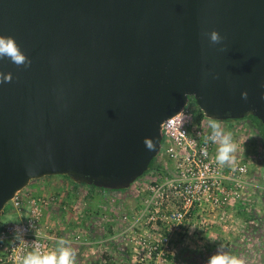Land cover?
<instances>
[{
    "label": "water",
    "instance_id": "water-1",
    "mask_svg": "<svg viewBox=\"0 0 264 264\" xmlns=\"http://www.w3.org/2000/svg\"><path fill=\"white\" fill-rule=\"evenodd\" d=\"M191 99L264 125V0H0V217L44 177L129 189Z\"/></svg>",
    "mask_w": 264,
    "mask_h": 264
},
{
    "label": "rangeland",
    "instance_id": "rangeland-1",
    "mask_svg": "<svg viewBox=\"0 0 264 264\" xmlns=\"http://www.w3.org/2000/svg\"><path fill=\"white\" fill-rule=\"evenodd\" d=\"M189 104L197 122L226 132L229 123L217 124ZM230 124L231 143L224 151L234 169L241 164L248 169V185L242 192L234 189L231 222L153 225L146 219L144 180L122 192L94 194L53 176L54 186L34 183L29 192L54 198L45 214L46 231L56 239L51 264H264V141L249 121ZM3 211L0 231L18 215L10 204Z\"/></svg>",
    "mask_w": 264,
    "mask_h": 264
},
{
    "label": "built area",
    "instance_id": "built-area-1",
    "mask_svg": "<svg viewBox=\"0 0 264 264\" xmlns=\"http://www.w3.org/2000/svg\"><path fill=\"white\" fill-rule=\"evenodd\" d=\"M189 103L180 113L161 124L162 139L156 166L166 174L171 188L178 195L174 198H160L161 204L169 205L168 210L164 211L158 205H154L158 211L152 210V197L147 196L144 201L145 212L148 214L146 219L150 217L148 223L153 225L184 224L171 222L179 218L181 207L194 205L200 197L211 207L226 205L230 202L231 194L234 201L235 187L242 192L248 185L245 179L248 174L247 165L241 164L234 169L232 156L231 161L227 160L230 152L224 151L227 149L226 142L231 143L230 123L236 121H214L217 124L229 123L223 127L226 132L222 127L214 130L204 120L197 122L198 115L192 111ZM49 178L53 176L30 183V187L28 185V188L16 193L8 202L11 210L18 215L17 221L5 224L0 231V264H25L28 261L51 264L56 259L52 250L53 240L56 239L48 235L45 222V214L54 198L29 193L36 187L34 183L42 187L44 184L54 186L56 183ZM45 180L47 181L44 182ZM65 183L71 187L74 185L68 178ZM146 190L149 191V188ZM101 191L111 193L102 189Z\"/></svg>",
    "mask_w": 264,
    "mask_h": 264
},
{
    "label": "flooded vegetation",
    "instance_id": "flooded-vegetation-1",
    "mask_svg": "<svg viewBox=\"0 0 264 264\" xmlns=\"http://www.w3.org/2000/svg\"><path fill=\"white\" fill-rule=\"evenodd\" d=\"M243 120L255 124L250 117H245ZM227 156H228L227 160L231 161V155L227 154ZM156 162L157 160L155 158L150 163L148 170L138 180H144L142 181L143 185H145L146 188L147 187L149 188V191L146 190V196L152 197L151 198L152 200L150 201V204H153L151 206V209L156 210V207L154 205H158V208L161 211H164L165 209L168 210L169 205L161 204L160 198H165V197L174 198L178 194L175 195V192L171 188L169 179H167L166 174L162 170L157 168ZM138 180H136L135 182H137ZM232 198L233 197L231 194L230 202L229 203L227 202L226 205H216L211 207L207 203L203 202V198L200 197L199 201L194 205L190 207L189 206L181 207V214L179 215V218L174 219V221L171 222L172 223L198 222V223H209V224H215L219 222H231L233 215ZM183 201L184 199H182L181 204H183ZM160 214L161 216H164L162 213Z\"/></svg>",
    "mask_w": 264,
    "mask_h": 264
},
{
    "label": "trees",
    "instance_id": "trees-1",
    "mask_svg": "<svg viewBox=\"0 0 264 264\" xmlns=\"http://www.w3.org/2000/svg\"><path fill=\"white\" fill-rule=\"evenodd\" d=\"M191 102L195 103L192 99L190 100ZM246 117H250L255 124H252L253 128L255 130H257V132L259 133V135L263 138V141H264V125L258 121L257 119L251 117V116H246ZM65 178H68L67 176H63ZM76 185V184H75ZM78 186H82V187H90L92 189H96V190H99L98 188H95L93 186H86V185H78ZM101 190V189H100ZM3 214H4V211H3Z\"/></svg>",
    "mask_w": 264,
    "mask_h": 264
},
{
    "label": "crops",
    "instance_id": "crops-1",
    "mask_svg": "<svg viewBox=\"0 0 264 264\" xmlns=\"http://www.w3.org/2000/svg\"><path fill=\"white\" fill-rule=\"evenodd\" d=\"M48 180V179H47ZM44 182H46V180L44 181ZM38 183L39 184H41L40 183V181H38ZM74 184V183H73ZM45 186L46 185H44L43 187L45 188ZM74 186H77V188H79V189H84V190H86V191H88L89 193H94V194H96V193H101V190L99 189V190H96V189H92V188H90V187H82V186H78V185H74ZM42 187V189H44ZM233 211V210H232ZM25 264H28V263H25Z\"/></svg>",
    "mask_w": 264,
    "mask_h": 264
}]
</instances>
